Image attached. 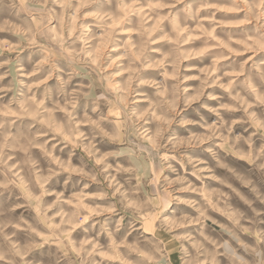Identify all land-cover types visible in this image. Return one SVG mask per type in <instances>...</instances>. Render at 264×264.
<instances>
[{
	"label": "rangeland",
	"instance_id": "rangeland-1",
	"mask_svg": "<svg viewBox=\"0 0 264 264\" xmlns=\"http://www.w3.org/2000/svg\"><path fill=\"white\" fill-rule=\"evenodd\" d=\"M0 264H264V0H0Z\"/></svg>",
	"mask_w": 264,
	"mask_h": 264
}]
</instances>
